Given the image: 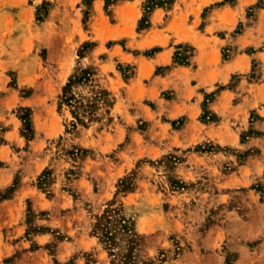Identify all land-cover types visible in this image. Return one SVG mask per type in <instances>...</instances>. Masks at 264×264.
<instances>
[{
  "label": "rangeland",
  "instance_id": "rangeland-1",
  "mask_svg": "<svg viewBox=\"0 0 264 264\" xmlns=\"http://www.w3.org/2000/svg\"><path fill=\"white\" fill-rule=\"evenodd\" d=\"M4 1L0 241L19 245L0 264H264V0ZM130 2L138 21L120 17ZM158 9L153 30L196 15L229 66L183 110L162 78L197 48L172 41L147 78L136 62L162 49L132 45ZM84 70L74 93L108 96L80 123L62 96ZM110 210L113 246L97 229Z\"/></svg>",
  "mask_w": 264,
  "mask_h": 264
},
{
  "label": "crops",
  "instance_id": "crops-1",
  "mask_svg": "<svg viewBox=\"0 0 264 264\" xmlns=\"http://www.w3.org/2000/svg\"><path fill=\"white\" fill-rule=\"evenodd\" d=\"M54 1V0H53ZM5 3H13L19 4L20 0H5ZM128 5V9L124 14H121L120 17L122 21L126 17H136L135 21L141 17V12L138 11V7L134 4V2H130ZM97 6V14H101V3L99 0L96 1ZM217 14L216 17L220 16V11L215 12ZM172 16L168 18V27L158 28L157 31L153 30L154 27H157L162 22H165L164 18H166L164 11L161 9L156 10L151 16V23L153 25L152 28L148 29L146 35H139V39L132 43L135 48L139 49H150L152 47L159 46L162 49L158 52H155V55L149 59L146 58H138L136 62L139 63V71L140 73L145 70L146 76L149 77L154 72V67L168 65L172 61V56L174 54V46L172 47V41L174 42H191L190 44L194 45L197 48V56L195 58V62L197 66L195 68H186V67H178L173 71H170L167 77L162 78L164 83V88L168 84L173 87L179 88V92H181L179 96L178 110H183L181 107L185 105L188 107L191 98L197 95V89L200 87H211L216 82H223L226 80V75L228 73V68L226 64H222L221 62V54L220 47L222 43H205L206 40H211V38L207 37V39L201 34L198 35L195 33L199 18L195 15V18H190V16L186 15H177L173 12ZM124 15V16H123ZM183 16V17H182ZM178 20H181V24L183 28L178 27ZM170 30L171 33H167L166 30ZM184 29V30H183ZM130 32V36L133 31L130 29L127 33ZM158 36L157 43H153L148 39V37L153 35ZM127 58H129L127 56ZM143 68V69H142ZM195 81V84H194ZM181 89V90H180ZM179 103L183 105H179ZM19 244H11L7 245L4 240L0 241V261L2 257L6 254H12L16 251V247ZM12 250V251H11Z\"/></svg>",
  "mask_w": 264,
  "mask_h": 264
},
{
  "label": "trees",
  "instance_id": "trees-1",
  "mask_svg": "<svg viewBox=\"0 0 264 264\" xmlns=\"http://www.w3.org/2000/svg\"><path fill=\"white\" fill-rule=\"evenodd\" d=\"M91 75L92 73L89 70L82 71L81 75H75L74 77H72V79L63 90L62 103L70 107L74 118L80 123H84V118L86 116H88L90 120L93 119L97 111L96 108L98 107L96 101L108 96L107 90H99L96 94V97L92 98L91 100H88L85 97L79 96L74 93V85L86 81ZM112 212L113 210H110L108 214L102 216L99 219L97 229L103 232L102 236L104 238V241L106 243H110L113 246L115 236L109 226L113 223Z\"/></svg>",
  "mask_w": 264,
  "mask_h": 264
}]
</instances>
